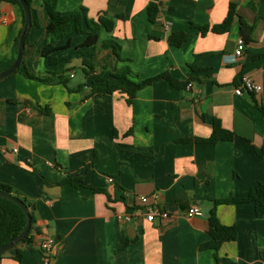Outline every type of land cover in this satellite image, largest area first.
Returning a JSON list of instances; mask_svg holds the SVG:
<instances>
[{
    "label": "crops",
    "instance_id": "1",
    "mask_svg": "<svg viewBox=\"0 0 264 264\" xmlns=\"http://www.w3.org/2000/svg\"><path fill=\"white\" fill-rule=\"evenodd\" d=\"M47 1L62 15L114 20L100 41L117 45L118 55L101 45L82 47L87 35L71 33L57 42L70 46L52 55V65L42 56L52 39ZM232 3L238 17L230 31L202 35L201 27L223 23ZM151 5L159 9L154 23ZM31 12L19 71L0 80V184L34 206L39 232L30 246L19 244L21 260L10 250L0 264H264V215L257 217L251 203L218 206L238 238L218 251L201 249L211 240L215 201L246 197L264 182V114L255 104L264 107V0H34ZM241 20L254 32L235 61ZM24 24L21 7L0 0V73L15 63ZM181 32L188 34L183 45L170 44ZM125 69L138 82L169 74L193 87L159 79L132 104L121 92L92 93ZM26 73L52 80L63 73L69 82L47 84ZM243 78L263 93L237 95ZM216 122L235 139L197 142L213 135ZM155 193L168 219L118 220L145 210L138 197ZM193 205L201 216L187 217ZM47 238L57 241L50 257L41 249ZM123 239L131 241L122 249Z\"/></svg>",
    "mask_w": 264,
    "mask_h": 264
},
{
    "label": "trees",
    "instance_id": "2",
    "mask_svg": "<svg viewBox=\"0 0 264 264\" xmlns=\"http://www.w3.org/2000/svg\"><path fill=\"white\" fill-rule=\"evenodd\" d=\"M2 2H8L12 4L19 5L23 11L22 5L19 0H1ZM28 6L32 10L34 7V0H26ZM44 6L47 10V13L51 19V23L46 27V32L49 36L52 37L51 42H49L42 51V56L49 58V61L52 65L57 64V59L52 57V55L61 50L69 48L70 43H67L63 46H57V42L62 40L64 36L76 33V34H86L87 40L83 44L82 47L94 48L101 45V33L105 31L107 33L113 32L115 28V21L108 18L106 15H101L97 20H89L84 16L83 13H75L70 15H62L56 8V2H45ZM24 13V11H23ZM159 13V9L155 5H151L149 7V17L151 22H155L156 16ZM238 17L237 5L232 3L230 5L228 15L223 21V23L216 25L214 27H201L202 35H206L208 32H213L215 34H225L228 33L235 21ZM118 18H123V16L119 15ZM241 38L245 41L246 45L252 40V35L254 32V26H249L244 20H241ZM20 37L17 40L16 46V55L18 54ZM188 34L185 32L174 33L170 36L169 42L170 44L180 47L187 40ZM102 48H111L118 55V46L112 44L111 42L102 43ZM89 68L92 66L90 64H86ZM19 71V69L17 70ZM16 71V72H17ZM14 72V73H16ZM13 73V74H14ZM63 73H58L59 78L56 80L39 78L30 73H26V76L39 80L41 82L47 84H63L65 86L68 85V78L61 75ZM166 79L169 80L173 87H187L188 84H181L174 80L169 74H162L153 79L138 82L134 74L125 69L118 71L117 73L112 75V79L108 81L106 87H94L93 94L103 95V94H113L115 92H121L128 96V103L132 104L134 99L137 96L139 90L144 88L145 86L154 83L156 80ZM257 107L264 114V107L255 102ZM42 110L41 107L38 108ZM235 139V134L231 131L224 129L219 122H216L214 127L213 135L208 139H198L199 143H210L215 144L219 141H232ZM0 190L10 193L13 196L20 198L22 201L26 203L28 206L31 216H32V226L28 235L22 240L20 244H25L30 246L32 244V232L34 230L38 231L36 226L37 219L35 216L34 206L22 195L13 191L10 186L0 184ZM95 192H103L102 189H94ZM244 203H251L255 205L256 215L257 217H262L264 215V182L257 181L251 187L249 194L243 198L237 197H229L227 199H221L215 201V207L210 211L208 223L209 230L208 233L211 237V240L206 244L201 246L202 250H212L218 251L225 243L234 242L238 238V230L236 226H227L221 222L219 217L217 207L220 205H238ZM27 225V217L22 208L14 203L13 201L3 198L0 196V247L8 244L14 238H16L20 233L23 232ZM130 239H123V243L121 248H125ZM17 245L12 250H16V260H21L23 257L22 251L19 249ZM5 256L4 254H0V259Z\"/></svg>",
    "mask_w": 264,
    "mask_h": 264
},
{
    "label": "built area",
    "instance_id": "3",
    "mask_svg": "<svg viewBox=\"0 0 264 264\" xmlns=\"http://www.w3.org/2000/svg\"><path fill=\"white\" fill-rule=\"evenodd\" d=\"M1 20L6 23H13V19H11L7 15H2ZM246 50V43L241 38L234 52L235 61H239L243 58V55ZM193 83H188L187 88H192ZM235 93L239 96L244 95L245 93L258 95L263 93L262 85L256 83L251 78H243L240 84L235 88ZM112 181V180H110ZM159 194L155 193L151 196L141 195L138 197L139 203L144 206V209L136 210L133 214H119L118 220L124 223H131L134 219V216H143L145 220L148 222H154L157 219H168L170 217L169 211L162 209L159 204ZM203 213L201 209L197 205H193L189 207L186 215L187 217L201 216ZM57 241L54 238H47L42 242L41 249L48 257H50L56 248Z\"/></svg>",
    "mask_w": 264,
    "mask_h": 264
},
{
    "label": "water",
    "instance_id": "4",
    "mask_svg": "<svg viewBox=\"0 0 264 264\" xmlns=\"http://www.w3.org/2000/svg\"><path fill=\"white\" fill-rule=\"evenodd\" d=\"M19 2L21 3L23 11H24L25 24H24L22 35L20 37L18 54H17V58L13 66L9 68L7 71L0 73V80L7 78L8 76L12 75L14 72H16L20 68V65L23 59V53H24L27 33L29 29L32 27V12H31L30 7L28 6L26 0H19ZM0 196L3 198L9 199L13 201L14 203H16L17 205H19L27 217V225L25 229L23 230V232L20 233L16 238H14L8 244L0 247V254H4L12 250L17 245H19L22 242V240L28 235V233L31 230V226H32V216H31L28 206L20 198L13 196L10 193L1 191V190H0ZM181 209H184V208L181 207ZM186 211H188V206H186Z\"/></svg>",
    "mask_w": 264,
    "mask_h": 264
},
{
    "label": "rangeland",
    "instance_id": "5",
    "mask_svg": "<svg viewBox=\"0 0 264 264\" xmlns=\"http://www.w3.org/2000/svg\"><path fill=\"white\" fill-rule=\"evenodd\" d=\"M79 77H83V75L80 73V74H79Z\"/></svg>",
    "mask_w": 264,
    "mask_h": 264
}]
</instances>
